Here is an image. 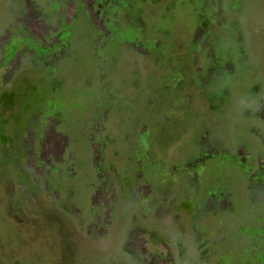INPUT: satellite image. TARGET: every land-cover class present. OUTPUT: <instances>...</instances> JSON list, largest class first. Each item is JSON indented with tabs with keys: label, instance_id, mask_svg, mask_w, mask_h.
<instances>
[{
	"label": "rangeland",
	"instance_id": "1",
	"mask_svg": "<svg viewBox=\"0 0 264 264\" xmlns=\"http://www.w3.org/2000/svg\"><path fill=\"white\" fill-rule=\"evenodd\" d=\"M4 132L60 138L63 207L114 188L166 264H264V0H0ZM51 222L1 252L58 261Z\"/></svg>",
	"mask_w": 264,
	"mask_h": 264
},
{
	"label": "flooded vegetation",
	"instance_id": "2",
	"mask_svg": "<svg viewBox=\"0 0 264 264\" xmlns=\"http://www.w3.org/2000/svg\"><path fill=\"white\" fill-rule=\"evenodd\" d=\"M21 138L19 149L10 132L0 135L2 148L11 151L0 168V224L11 225L13 231L20 233H23L20 228L30 227L42 237L51 232V221L59 216L63 228L64 249L58 253L59 260L49 247L35 261L39 264H166L165 252L149 245L148 222L142 226L135 216L129 219L128 210L117 213L118 194L114 188L104 184L106 192H100L99 187L87 192L72 187L69 197L72 206L63 207L59 194L62 175L39 165L55 162L59 151L54 155L47 149H61L60 138L45 134L40 141L36 140L38 149L33 135L29 142L24 135ZM49 142L54 145L49 146ZM0 264H24V261L0 250Z\"/></svg>",
	"mask_w": 264,
	"mask_h": 264
}]
</instances>
